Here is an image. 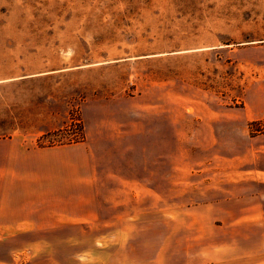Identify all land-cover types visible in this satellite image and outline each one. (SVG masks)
Wrapping results in <instances>:
<instances>
[{"label":"rangeland","instance_id":"obj_1","mask_svg":"<svg viewBox=\"0 0 264 264\" xmlns=\"http://www.w3.org/2000/svg\"><path fill=\"white\" fill-rule=\"evenodd\" d=\"M88 131L97 209L6 211L0 264H147L172 209H264V0H0V142Z\"/></svg>","mask_w":264,"mask_h":264},{"label":"crops","instance_id":"obj_2","mask_svg":"<svg viewBox=\"0 0 264 264\" xmlns=\"http://www.w3.org/2000/svg\"><path fill=\"white\" fill-rule=\"evenodd\" d=\"M86 137L85 149L82 143L38 147L35 142L23 140L0 142V232L25 224L24 220L6 226V211L97 209L100 194L90 149H96L100 140L109 136L102 131H88ZM113 138L115 149L126 143L125 132L114 133ZM144 138L148 143V132ZM159 166L163 163L157 164V179ZM161 177L163 180L164 175ZM144 178L148 181V173L142 175L141 180ZM118 191L126 196L133 194L132 191ZM145 191L149 195L148 187ZM152 193L157 199V209H165L164 190L157 186ZM110 196L117 195L112 191ZM172 210V237L156 240L155 256L147 264H165L169 253L172 264H262L259 239L264 209ZM131 242L127 239L124 244L127 246Z\"/></svg>","mask_w":264,"mask_h":264},{"label":"trees","instance_id":"obj_3","mask_svg":"<svg viewBox=\"0 0 264 264\" xmlns=\"http://www.w3.org/2000/svg\"><path fill=\"white\" fill-rule=\"evenodd\" d=\"M67 128H71V126L70 125H67ZM78 140H80V139H78ZM80 142V141H79ZM39 147H47V146H42V145H39ZM50 147H52V146H50Z\"/></svg>","mask_w":264,"mask_h":264}]
</instances>
